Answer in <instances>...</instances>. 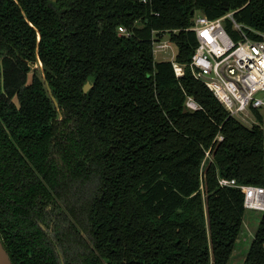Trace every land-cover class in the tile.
Returning <instances> with one entry per match:
<instances>
[{
  "label": "trees",
  "instance_id": "obj_1",
  "mask_svg": "<svg viewBox=\"0 0 264 264\" xmlns=\"http://www.w3.org/2000/svg\"><path fill=\"white\" fill-rule=\"evenodd\" d=\"M196 12L210 20L234 12L236 22L264 30V0H0V183L12 174L7 160L54 180L73 215L86 218L93 250L82 264L99 256L109 264H228L246 209L241 191L218 179L264 186V129L229 117L188 68L177 78L170 60H155L154 42L167 36L175 61L190 62ZM188 97L199 109L186 107ZM49 163L53 170H43ZM6 203L0 233L12 230L9 247L34 256L39 227ZM261 213L243 264H264ZM8 253L13 264H32Z\"/></svg>",
  "mask_w": 264,
  "mask_h": 264
},
{
  "label": "built area",
  "instance_id": "obj_2",
  "mask_svg": "<svg viewBox=\"0 0 264 264\" xmlns=\"http://www.w3.org/2000/svg\"><path fill=\"white\" fill-rule=\"evenodd\" d=\"M233 13L214 20L201 14L194 16L189 30L195 33L197 45L190 62L179 64L174 53L169 60L177 78L182 77L188 68L193 78L207 87L229 117L248 129L254 126L264 129V30L258 31L236 22ZM227 22L230 29L226 27ZM118 33L129 35L122 27L118 28ZM170 46L173 51L168 40L155 41L153 51L156 53ZM185 105L190 110L199 109L190 97ZM216 140L221 141L222 136H216ZM218 184L239 189L245 209L264 211V186L240 185L235 180L223 178L218 179Z\"/></svg>",
  "mask_w": 264,
  "mask_h": 264
},
{
  "label": "flooded vegetation",
  "instance_id": "obj_3",
  "mask_svg": "<svg viewBox=\"0 0 264 264\" xmlns=\"http://www.w3.org/2000/svg\"><path fill=\"white\" fill-rule=\"evenodd\" d=\"M34 67L40 69L37 64H35ZM31 74L32 73L29 72L28 78H30ZM50 97L53 102L54 110L57 111L56 102L51 95ZM12 100L13 97L11 101ZM15 107L17 108L18 105L15 104ZM0 111L2 112L1 117H5L7 111L3 109H0ZM2 118L0 119V125L5 129L6 124ZM54 119H50V126L54 123ZM44 140H46V138H44ZM54 140L55 136L49 137V148L51 149H54ZM34 147L37 148L40 146L35 145ZM19 154L23 156L21 152H19ZM39 154L41 153L39 152ZM3 155L8 154L3 153ZM43 155H45V153ZM12 161L7 160L6 163L7 166H9L8 163L11 162L12 174L17 175V182H15L14 175H4L0 183V203L3 205V203L10 202L12 204H10L9 207L12 205L13 207L18 206L22 208L25 214L24 218L36 224L41 233L35 234V251L37 252L33 256L30 248H25L22 249V252L15 253L13 249L9 247V245L14 243L15 235H13L12 230L11 232L6 229V239H4L0 233V241L7 253L10 252L14 260H17L22 254L23 256L26 255L31 258L32 264H82V261L84 263L88 248L90 247L93 250L90 239L81 226V223H85L86 218L82 214L73 215L72 211L74 209L72 201L68 200L66 196H62L61 198L60 195L55 192L56 185L54 180H51L52 184H49L47 180L41 176L40 171L32 166L29 167V170L26 169L27 173H24L22 169L16 167L13 164L15 162ZM13 167H15V169ZM53 168L54 165L51 163H49L48 167L43 166V170H53ZM10 192H16L17 194L15 197H9ZM31 192H33V195H30ZM5 213L4 211L3 214H0V219H3ZM6 215H8V213H6ZM73 228L77 232V235L73 233ZM29 242H34V239L29 237ZM22 261L25 260L22 258L17 264H20ZM101 263L109 264V261L99 256L96 264Z\"/></svg>",
  "mask_w": 264,
  "mask_h": 264
},
{
  "label": "rangeland",
  "instance_id": "obj_4",
  "mask_svg": "<svg viewBox=\"0 0 264 264\" xmlns=\"http://www.w3.org/2000/svg\"><path fill=\"white\" fill-rule=\"evenodd\" d=\"M200 12H196L194 16L199 15ZM167 36L163 37V42H166ZM166 44V43H163ZM161 44V45H163ZM173 51H171V46L169 48H163L162 50L154 52L155 60H169L170 57L175 54L176 48L172 45ZM40 67V64H38ZM39 69V68H36ZM38 72V71H37ZM208 156V153L206 154ZM261 212L257 210H247L244 214V223H243V230L240 234V237L236 243L235 249L231 255L228 264H243L244 257L247 253L249 245L253 239L254 233L257 228V224L261 217Z\"/></svg>",
  "mask_w": 264,
  "mask_h": 264
},
{
  "label": "water",
  "instance_id": "obj_5",
  "mask_svg": "<svg viewBox=\"0 0 264 264\" xmlns=\"http://www.w3.org/2000/svg\"><path fill=\"white\" fill-rule=\"evenodd\" d=\"M91 87V84L89 82L85 83L83 86V92L86 93ZM0 264H13L7 251L3 247L1 241H0Z\"/></svg>",
  "mask_w": 264,
  "mask_h": 264
}]
</instances>
